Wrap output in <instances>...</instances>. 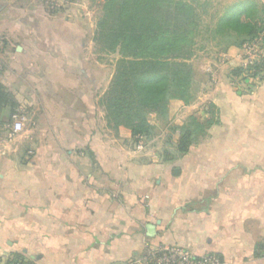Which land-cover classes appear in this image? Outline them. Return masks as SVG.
<instances>
[{"label": "crops", "instance_id": "crops-1", "mask_svg": "<svg viewBox=\"0 0 264 264\" xmlns=\"http://www.w3.org/2000/svg\"><path fill=\"white\" fill-rule=\"evenodd\" d=\"M41 10L19 21L31 30L3 37L26 45L0 75L26 110L23 137L34 145L0 155V258L141 264L148 250L175 245L224 264H264V80L241 91L230 86L238 47L191 60L194 98L177 119L214 122L186 153L162 161L138 146L142 136L107 127L105 64L96 75L85 50L92 35L63 31L67 23ZM27 46L37 57L31 68L22 61Z\"/></svg>", "mask_w": 264, "mask_h": 264}, {"label": "trees", "instance_id": "trees-1", "mask_svg": "<svg viewBox=\"0 0 264 264\" xmlns=\"http://www.w3.org/2000/svg\"><path fill=\"white\" fill-rule=\"evenodd\" d=\"M212 1L103 0L93 40L99 52L118 56L100 101L107 127L117 135H154L156 128L168 124L193 100L191 60L200 49L199 35L207 33L212 40L225 45L222 51L230 46L239 48L260 35L264 8L259 0L222 5L203 29L202 17L213 6ZM2 42L3 53L7 42ZM1 60L0 71L7 70L8 58L3 55ZM250 69L255 73V67ZM247 71L235 66L228 76L236 77ZM17 106L12 93L0 82V129L6 120L10 121ZM206 110L212 116L215 113L212 104ZM151 118L159 123H151ZM213 122V118L200 121L191 115L179 126H170L171 135L177 133V138L173 140L167 135L160 160H175L186 153L205 136ZM263 247L259 245L258 251L264 253ZM4 264L33 263L17 255L7 258Z\"/></svg>", "mask_w": 264, "mask_h": 264}, {"label": "rangeland", "instance_id": "rangeland-1", "mask_svg": "<svg viewBox=\"0 0 264 264\" xmlns=\"http://www.w3.org/2000/svg\"><path fill=\"white\" fill-rule=\"evenodd\" d=\"M260 2V1H259ZM103 0H0V30L4 33L5 36L0 34V38L3 37H9L6 36V34H12L16 35L19 34V31H26L28 32L31 30V26L28 28V24L26 23H21L19 24V21H22L23 18L33 19L35 17H39L42 14L43 9L46 13L48 14H55L54 16L59 20L60 24L67 23V25H59L63 31L66 29L69 30L70 33H76L77 32H86L87 35H92V40L86 41L87 45L85 47V50L90 53L89 57H91L92 63L96 64L95 66V71L96 75L98 74V63L101 62L105 64L103 68L101 69V79H106V81L109 83L111 76L113 74L114 70V64L115 60L118 58L117 54H104L101 55L100 57L96 55V53L99 54V51L97 49V46L94 43L93 36H94V30H95V23L97 18L100 15V9L102 6ZM213 6L207 8V14H205L202 17V28H205V25L211 21L212 15L216 14V12H220L221 6H217V4L212 1ZM262 4V3H260ZM217 6V7H216ZM263 6V5H262ZM264 8V6H263ZM30 20V21H31ZM24 22V21H23ZM73 28V29H72ZM44 31V30H43ZM5 38L1 39L0 41V63L2 64V56L7 55L8 62L13 63L14 59H19L21 54V48H24V45H19L16 42H11L6 44V47L3 49V53L1 52L2 48V40ZM94 44H93V43ZM198 44H199V50L196 51L195 54L197 56L201 57H208V55H213L212 52H222V49L224 48L225 45L220 44L216 39H213L209 37L207 33H203L202 35H199L198 38ZM26 47V45H25ZM28 52L31 53L30 58L28 56H22V61L26 62V65L29 66L30 68L32 67L33 60L36 59L34 53L33 47H29ZM92 53V54H91ZM206 54H208L206 56ZM196 56V57H197ZM236 60L231 63L232 67L239 66V62H241L240 57L238 58L235 55ZM195 56L193 57V60H195ZM97 61V63H95ZM102 66V65H101ZM231 67V68H232ZM36 71V70H35ZM227 75L229 74V69L227 70ZM4 75H7V71H3ZM9 74V73H8ZM4 75H0V82L1 80L4 82V84H8L4 77ZM31 76H35V72L31 73ZM3 77V78H2ZM105 77V78H104ZM16 84L14 85V90H16L18 94V89H20V84L21 79L18 81L16 78ZM3 84V85H4ZM254 84V83H253ZM7 89L8 87L5 86ZM8 90V89H7ZM18 104V103H17ZM183 108L180 109L174 117L171 119V121L163 126H159L156 128L154 135H151L149 137H143V139L139 140L138 146H141V143L147 144L149 146V150L155 149L157 151L155 154L157 156V153L160 156L162 152L163 146H165V141L167 138V135L171 136V139L175 140L177 137V133H174L173 136L171 135L172 132L169 129L170 126H179L182 121H178V117L182 114H184ZM185 115V114H184ZM30 121H26L24 124V130L20 134H12L10 131V123L8 120L4 122V124L1 126L0 129V155L3 152L4 154H8L12 149L15 147L20 148V150L24 151L30 146H33V142L29 137H23L24 132L26 129L30 128ZM138 139V138H137ZM145 141V142H144ZM22 152V151H21ZM22 156L23 154L20 153ZM32 155V154H31ZM33 156V155H32ZM174 161V160H171ZM168 246V245H167ZM169 246H175V245H169ZM179 247V246H178ZM153 250V249H152ZM150 250L147 251V253ZM146 253V254H147ZM144 259V257H143ZM141 260V263L143 261ZM4 263H6L7 258L3 259Z\"/></svg>", "mask_w": 264, "mask_h": 264}, {"label": "built area", "instance_id": "built-area-1", "mask_svg": "<svg viewBox=\"0 0 264 264\" xmlns=\"http://www.w3.org/2000/svg\"><path fill=\"white\" fill-rule=\"evenodd\" d=\"M264 6V0H259ZM236 56L241 59L239 66L249 69L236 77H229L230 86L235 91L245 90L254 83L264 80V21L263 29L258 37L244 43L238 48ZM256 68L255 73L250 68ZM251 72V73H250ZM27 121V114L24 106L18 104L10 116V132L20 134L24 130ZM151 123L158 124L155 118L150 119ZM0 264L4 261L0 258ZM141 264H224L222 260L213 254L194 255L186 248L178 246H159L150 250L144 257Z\"/></svg>", "mask_w": 264, "mask_h": 264}]
</instances>
